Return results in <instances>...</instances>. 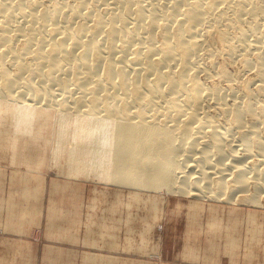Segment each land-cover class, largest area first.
Returning <instances> with one entry per match:
<instances>
[{
  "label": "bare ground",
  "instance_id": "6f19581e",
  "mask_svg": "<svg viewBox=\"0 0 264 264\" xmlns=\"http://www.w3.org/2000/svg\"><path fill=\"white\" fill-rule=\"evenodd\" d=\"M1 113L136 188L258 202L264 0H0Z\"/></svg>",
  "mask_w": 264,
  "mask_h": 264
},
{
  "label": "rangeland",
  "instance_id": "374dc122",
  "mask_svg": "<svg viewBox=\"0 0 264 264\" xmlns=\"http://www.w3.org/2000/svg\"><path fill=\"white\" fill-rule=\"evenodd\" d=\"M53 120L23 129L0 114V225H37L30 239L7 242L0 232V255L23 252L28 264H264V192L252 202L244 192L136 188L115 179L109 159L95 162L81 129L60 132Z\"/></svg>",
  "mask_w": 264,
  "mask_h": 264
},
{
  "label": "crops",
  "instance_id": "0c3cea01",
  "mask_svg": "<svg viewBox=\"0 0 264 264\" xmlns=\"http://www.w3.org/2000/svg\"><path fill=\"white\" fill-rule=\"evenodd\" d=\"M37 225H33L30 223H18L16 221L7 223H3L0 225L1 238L6 239L7 242L11 240H22L23 238H31V233L33 232L34 227ZM47 231L45 229V235H47ZM62 235L61 231H58V236ZM0 259L4 261H25V264H28V261H33V256H28L23 252H15V253H5L2 252L0 255ZM50 260H56V258L49 256ZM22 264V263H21ZM32 264V263H30Z\"/></svg>",
  "mask_w": 264,
  "mask_h": 264
},
{
  "label": "built area",
  "instance_id": "2783aa9c",
  "mask_svg": "<svg viewBox=\"0 0 264 264\" xmlns=\"http://www.w3.org/2000/svg\"><path fill=\"white\" fill-rule=\"evenodd\" d=\"M38 233H40V231H39ZM39 237H40V235H39V236H37V238H39Z\"/></svg>",
  "mask_w": 264,
  "mask_h": 264
}]
</instances>
